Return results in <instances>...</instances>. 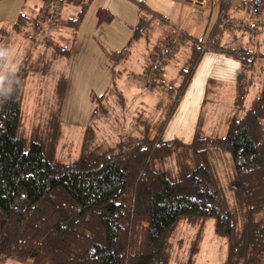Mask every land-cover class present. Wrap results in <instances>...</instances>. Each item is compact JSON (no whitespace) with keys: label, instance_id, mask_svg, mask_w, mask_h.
Masks as SVG:
<instances>
[{"label":"trees","instance_id":"16d2710c","mask_svg":"<svg viewBox=\"0 0 264 264\" xmlns=\"http://www.w3.org/2000/svg\"><path fill=\"white\" fill-rule=\"evenodd\" d=\"M44 1L45 16L62 4L79 5L77 16L58 21L77 29L93 0ZM128 1L139 7L143 23L123 49L104 50L112 66L128 55L153 17L165 19L144 0ZM246 6L264 15V0H243L239 8ZM215 8L218 20L209 18L201 38L181 30L175 36L177 41L192 39V54L181 70L186 79L174 99L157 102L163 112L126 144L92 148L95 130L89 125L79 159L56 163L59 131L45 144L26 145L21 128L23 89L15 83L0 90V264L10 258L25 264H171L172 242L183 225L196 227L188 255L191 264L209 218L215 220L216 233L227 238L224 264H264V53L226 46L224 35L235 27L229 11L238 8L229 0H220ZM97 16L98 25L116 19L107 8H99ZM263 26V21L256 22V29ZM167 38L169 45L177 44L174 37ZM207 50L240 59L238 87L251 69L247 77L251 85L259 81L258 92L246 107L247 91L237 93L236 109L244 108V113L231 117L225 136L202 135L197 129L189 143L165 140L166 122ZM112 85L103 96L115 89ZM101 109L105 110L95 113ZM220 152H228L233 160V179L227 187L213 162Z\"/></svg>","mask_w":264,"mask_h":264},{"label":"rangeland","instance_id":"374dc122","mask_svg":"<svg viewBox=\"0 0 264 264\" xmlns=\"http://www.w3.org/2000/svg\"><path fill=\"white\" fill-rule=\"evenodd\" d=\"M46 4L44 0H0V28L3 27L0 32V90L15 83L23 89L21 128L26 145L33 141L45 144L58 130L53 159L56 163L69 164L80 157L87 126L95 130L92 148L102 144L122 145L139 135L148 121L163 112L156 107L157 102L161 98L171 101L179 93L186 79L181 70L187 67L192 54V39L177 41L175 36L180 33L177 18L174 14L167 16L170 13L167 4L162 8L155 3L153 5L160 11H166L160 12L165 19L153 17L151 25L142 28L140 39L134 41L128 55L112 66L104 50H120L127 46L136 27L143 23L137 5L125 0H93L76 29L60 25L58 21L77 16L79 5L62 4L59 10L52 8L45 16ZM99 8L110 9L116 19L98 25ZM252 11L248 6L229 11L235 27L224 35V42L228 41L226 46L232 49L264 53V26L256 29V22H264V15ZM199 12L197 8L193 13ZM21 14L26 17L13 27ZM212 15L216 23L217 8L213 12L208 10L206 18ZM246 23L250 26L246 27ZM206 25L188 24L186 29L192 37L201 38ZM168 36L174 37L177 44L169 45ZM241 63L226 51H204L196 70L187 80L185 92L171 110L172 115L162 131L163 139L189 143L197 129L202 135L225 136L231 117L240 118L244 113V108L236 109L237 93L247 91L246 107L260 85L258 80L250 84L248 77L252 72L248 69L238 87ZM112 82L115 89L103 96ZM170 86L172 89L167 90ZM101 107L105 110L95 113V109ZM213 162L227 187L233 179L231 154L216 153ZM226 194L232 196L231 190ZM183 226V231L172 242L171 264H190L188 255L196 227ZM227 245V238L215 231L214 218H209L191 264H224ZM3 264L25 263L10 258Z\"/></svg>","mask_w":264,"mask_h":264},{"label":"crops","instance_id":"0c3cea01","mask_svg":"<svg viewBox=\"0 0 264 264\" xmlns=\"http://www.w3.org/2000/svg\"><path fill=\"white\" fill-rule=\"evenodd\" d=\"M114 0H111L113 2ZM126 2H129L128 0H125ZM145 3L151 7L154 10H158V12H166L164 9H161L160 11L157 7H155L153 4L157 3L161 5L162 8L167 4L166 9L170 11V13H167V16H170V14H174V17L177 18V29L178 32L184 31L187 32L186 26L188 24H191L192 26L194 25H199L201 26L202 24H207L209 19L206 18V13L208 10H211L213 12L214 7L217 6L220 3V0H211L210 3L207 6H196V5H191L183 0H177L180 1L181 4L179 3H174L173 0H144ZM228 1V0H227ZM230 3H233L234 8H238L242 4L243 0H229ZM170 2V3H169ZM210 5V6H209ZM209 6V7H208ZM199 9V13H193L195 9ZM236 10V11H238ZM140 16V12H139ZM211 19V18H210Z\"/></svg>","mask_w":264,"mask_h":264},{"label":"built area","instance_id":"2783aa9c","mask_svg":"<svg viewBox=\"0 0 264 264\" xmlns=\"http://www.w3.org/2000/svg\"><path fill=\"white\" fill-rule=\"evenodd\" d=\"M191 5L207 6L211 0H183Z\"/></svg>","mask_w":264,"mask_h":264},{"label":"snow or ice","instance_id":"6c2138e0","mask_svg":"<svg viewBox=\"0 0 264 264\" xmlns=\"http://www.w3.org/2000/svg\"><path fill=\"white\" fill-rule=\"evenodd\" d=\"M193 198H195V197H193Z\"/></svg>","mask_w":264,"mask_h":264}]
</instances>
